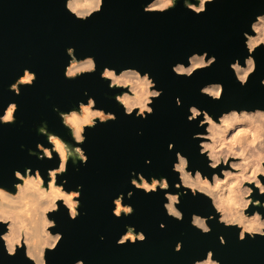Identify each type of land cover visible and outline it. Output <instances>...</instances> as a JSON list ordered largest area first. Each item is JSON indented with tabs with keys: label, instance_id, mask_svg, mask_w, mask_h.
Returning <instances> with one entry per match:
<instances>
[{
	"label": "water",
	"instance_id": "obj_1",
	"mask_svg": "<svg viewBox=\"0 0 264 264\" xmlns=\"http://www.w3.org/2000/svg\"><path fill=\"white\" fill-rule=\"evenodd\" d=\"M146 2L107 0L101 13L80 21L66 11L65 0H0V114L9 102L18 104L17 121L0 124V186L14 192L13 170L23 172L25 168H39L47 183V169L57 167L58 158L54 154L52 161L40 160L29 155L28 149L36 150L37 143L50 147L47 137L37 130L42 121L47 122L49 131L71 140L53 106L62 111L78 107V101L87 102V92L96 99L97 107L114 112L117 119L86 128L83 147L89 155L88 163L73 165L70 160L68 171L57 179V183L67 179L66 190L83 185L82 214L73 221L62 206L56 213H49L56 220V227L50 231L62 232L63 237L56 250H46L48 264H74L77 259L85 264H193L209 249L222 264H264V238L239 241L235 227H225L216 220L209 221V234L191 226L192 213L214 214L210 200L202 194L193 197L188 190V195L182 196L178 207L184 212V220L176 221L163 208V190L145 194L130 184L135 171L148 178L166 176L170 188L165 191H178L172 187L178 182V174L172 171L175 151L189 157L192 169L199 168L209 177L219 171L209 169L207 159L199 154L200 141L192 136L204 131L197 127L202 116L189 122L188 108L196 105L207 109L214 118L231 108H264V86L259 83L264 78V46L256 53L258 69L246 87L239 85L229 68L237 57L243 63L247 53L242 33L249 30L256 14L264 12V0H216L199 15L186 9L182 0L166 13H145ZM68 47L76 49L78 58L94 56L97 72L66 79ZM203 51L217 57L213 66L197 70L190 78L172 71L175 63L187 65L188 56ZM104 66L150 72L157 87L163 89L152 105L153 114L147 119L134 113L125 115L114 95L126 89L108 88L109 81L99 75ZM24 68L35 72L37 80L32 86H21L20 95H16L9 85ZM210 82L225 86L221 100L200 93V88ZM177 96L182 100L180 107L175 104ZM169 143L174 144L173 151H169ZM149 159L151 164H146ZM129 190L134 194L131 199L126 197L125 203L134 207V213L116 218L112 200ZM257 192L254 190L253 197L264 201ZM57 203L62 205L61 201ZM160 223L166 227L161 229ZM126 225L143 230L146 240L117 245ZM5 230L0 226V232ZM220 235L227 244H220ZM178 240L183 241V248L175 252ZM0 264L32 262L21 249L16 256H7L0 242Z\"/></svg>",
	"mask_w": 264,
	"mask_h": 264
},
{
	"label": "clouds",
	"instance_id": "obj_2",
	"mask_svg": "<svg viewBox=\"0 0 264 264\" xmlns=\"http://www.w3.org/2000/svg\"><path fill=\"white\" fill-rule=\"evenodd\" d=\"M107 0H65L66 11L75 19L87 21L94 14L101 13ZM180 0H147L143 6L145 13H166L176 7ZM183 6L192 13L199 15L207 11L208 6L216 3V0H182ZM242 42L246 48V55L237 57L229 63L235 80L241 87H246L250 77L256 73L258 62L256 53L264 46V12L255 15L249 25V30L242 33ZM67 56L70 58L64 69L66 79H76L81 75L97 72V61L94 56L78 58L76 49L68 47ZM187 65L177 62L172 66V71L178 75L190 78L197 70L207 69L213 66L217 57L209 55L208 51L202 53L193 52L187 57ZM100 78L109 81V89H126L114 95V99L122 106L127 116L147 119L154 112L153 104L156 98L163 94V89L158 88L155 78L148 71H141L135 67L120 69L104 66L99 73ZM37 80V74L29 68L23 69V74L9 85V90L20 95L21 86H32ZM259 83L264 86V78ZM200 93L214 101L222 99L225 86L221 82H210L200 88ZM87 97V102L78 101V107L68 111H62L58 106H53L60 117L61 124L68 130L71 140H66L61 135L49 131L46 121H42L38 132L47 137L50 145L37 143L36 150L28 149L29 155L37 156L38 159L52 161L58 158V166L47 169V183L42 176L41 170L25 168L13 170L16 182L13 183L15 191H10L0 186V226L6 230L0 232L5 253L14 257L17 250L21 249L25 258L32 264H48L46 250L51 252L57 249L62 241L63 233L50 231L56 227L55 218H50L49 213H56L62 206L67 210L68 217L75 221L82 213L81 193L83 185H76L75 189H67V179L57 183L59 176L68 171L69 162L73 165L87 164L89 155L83 147L87 140L85 131L115 121L117 116L114 112L106 111L97 107V101L93 96ZM177 107L182 106L179 96L175 98ZM189 122L199 120L197 127L204 128L203 132L193 133L192 138L199 140V154L208 161L209 169L219 171L208 174L202 173L199 168L190 167V159L181 151H175V160L172 171L178 174V182L172 187L178 191H165L170 188L169 178L166 176L146 177L143 173L133 171L130 184L135 189L143 190L145 194L157 193L163 190L166 202L163 208L167 216L176 221L184 220V212L178 205L182 203V196L191 195L196 197L202 194L210 200L214 214L203 216L197 213L191 214L190 224L202 234H209L212 227L209 223L216 220L225 227H235L238 230L237 239L264 238V201L253 197L254 190H258L257 196H264V108L256 107L231 108L215 117L207 109L190 105ZM18 104L9 102L3 113L0 114V124L8 125L17 121ZM206 125V127H204ZM24 145H21L23 148ZM169 151L174 150V144H168ZM38 150V151H37ZM151 164V160H146ZM223 165V167H221ZM78 170V169H77ZM183 189V191H179ZM133 191L129 190L126 195L121 192L116 195L112 204V214L116 218L127 217L134 213V207L125 203V199H131ZM58 201L62 205H58ZM251 206V210H250ZM126 231L116 240L117 245L126 243L136 244L144 242L146 234L143 230H137L134 225H126ZM160 223V228H165ZM104 239L103 236L100 237ZM221 245L227 244L223 235L219 236ZM183 241L178 240L174 251L180 252ZM213 250L209 249L205 257L196 259L193 264H222L221 260L214 258ZM74 264H85L83 259L75 260Z\"/></svg>",
	"mask_w": 264,
	"mask_h": 264
},
{
	"label": "bare ground",
	"instance_id": "obj_3",
	"mask_svg": "<svg viewBox=\"0 0 264 264\" xmlns=\"http://www.w3.org/2000/svg\"><path fill=\"white\" fill-rule=\"evenodd\" d=\"M221 167H223V165Z\"/></svg>",
	"mask_w": 264,
	"mask_h": 264
}]
</instances>
